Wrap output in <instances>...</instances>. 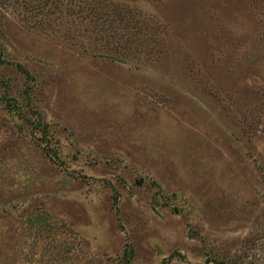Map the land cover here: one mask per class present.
<instances>
[{
    "label": "rangeland",
    "instance_id": "1",
    "mask_svg": "<svg viewBox=\"0 0 264 264\" xmlns=\"http://www.w3.org/2000/svg\"><path fill=\"white\" fill-rule=\"evenodd\" d=\"M78 1L0 0V264H264V0Z\"/></svg>",
    "mask_w": 264,
    "mask_h": 264
},
{
    "label": "trees",
    "instance_id": "2",
    "mask_svg": "<svg viewBox=\"0 0 264 264\" xmlns=\"http://www.w3.org/2000/svg\"><path fill=\"white\" fill-rule=\"evenodd\" d=\"M78 3L79 6L77 10H74L73 7L70 6L62 13L71 17L76 15L75 18L79 16L81 17V13L85 14L83 19H86L88 23L82 25V31L89 36L99 35L100 39L97 36L93 37V39L100 42L101 49H103L104 52L119 53L125 58L135 60H147L159 56L158 54L160 51L152 47V44L157 42L155 39V28L153 30L152 24H148L147 21L152 22V20H147L145 15L135 10H126L128 15L125 16L123 13L117 11V14L113 15V20H108L102 23V20H99V15L102 13L104 14L107 11L106 9L101 8L99 4L90 2L89 0H79ZM50 17L51 12L49 15H47V13L43 15L46 23H48ZM114 23L117 27L113 29V35H111L108 32L112 30ZM69 25L73 27V23ZM110 40H113V45H110L112 42ZM124 252L126 255V249ZM131 255L132 249L129 248V256L126 260L130 259Z\"/></svg>",
    "mask_w": 264,
    "mask_h": 264
}]
</instances>
